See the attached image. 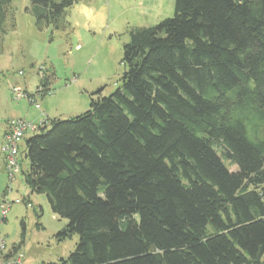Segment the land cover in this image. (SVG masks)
Segmentation results:
<instances>
[{"label":"trees","instance_id":"trees-1","mask_svg":"<svg viewBox=\"0 0 264 264\" xmlns=\"http://www.w3.org/2000/svg\"><path fill=\"white\" fill-rule=\"evenodd\" d=\"M29 1L56 30L76 2ZM174 2L131 31L117 91L26 140V185L79 237L59 264H264V0Z\"/></svg>","mask_w":264,"mask_h":264},{"label":"rangeland","instance_id":"rangeland-1","mask_svg":"<svg viewBox=\"0 0 264 264\" xmlns=\"http://www.w3.org/2000/svg\"><path fill=\"white\" fill-rule=\"evenodd\" d=\"M11 2L0 53V238L6 253H13L12 264H59L75 251L79 237L60 241L57 235L68 221L53 213L45 194H31L25 183L24 173L30 168L26 140L33 133L19 142L20 170L11 180L4 151L7 124L11 119L36 124L47 118L67 120L89 111L92 98L111 96L122 85L124 46L131 31L172 18L175 2L76 0L60 30L38 25L29 0ZM44 77L50 79L52 93L42 96L38 91ZM15 89L27 92L35 102L17 99ZM226 165L237 170L229 162ZM28 202L33 207H27ZM4 256L0 255V264L7 259Z\"/></svg>","mask_w":264,"mask_h":264},{"label":"built area","instance_id":"built-area-1","mask_svg":"<svg viewBox=\"0 0 264 264\" xmlns=\"http://www.w3.org/2000/svg\"><path fill=\"white\" fill-rule=\"evenodd\" d=\"M15 94L17 99L22 98H30V102L34 103L35 99L32 98L33 96L29 95L27 92H24L20 89H15ZM48 94L52 93V90H49L47 92ZM44 92H42V89L38 91V95L43 96ZM37 108H39V105H36ZM45 121L40 122L39 124H36L34 122H29L24 119H11L8 122V128L6 131L5 136V143H4V151L7 153V166H8V172L10 174L11 180L15 179V174L18 173L20 170V165L17 161V156L19 153V142L26 136L27 133H33L36 134L40 131V127L43 126ZM27 207H33V204L31 202L27 203ZM9 208V206H8ZM6 213V210H4V214ZM7 245L5 243V240L0 238V255L7 254Z\"/></svg>","mask_w":264,"mask_h":264},{"label":"crops","instance_id":"crops-1","mask_svg":"<svg viewBox=\"0 0 264 264\" xmlns=\"http://www.w3.org/2000/svg\"><path fill=\"white\" fill-rule=\"evenodd\" d=\"M47 119H49V118H47ZM47 121V120H46ZM15 252V254H17V251H14ZM11 253V252H10ZM5 254V256H4V258H7L6 260L5 259H3V263L4 264H12L13 262L11 261V258H13V256H12V254L13 253H11V254ZM7 255H9V257H7ZM11 256V257H10ZM9 258V259H8ZM16 262H18V263H20L21 262V260L20 259H18Z\"/></svg>","mask_w":264,"mask_h":264}]
</instances>
